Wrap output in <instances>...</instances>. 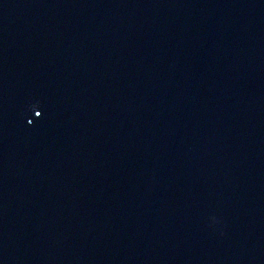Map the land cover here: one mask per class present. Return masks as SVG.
I'll list each match as a JSON object with an SVG mask.
<instances>
[{
    "label": "water",
    "instance_id": "water-1",
    "mask_svg": "<svg viewBox=\"0 0 264 264\" xmlns=\"http://www.w3.org/2000/svg\"><path fill=\"white\" fill-rule=\"evenodd\" d=\"M0 264H264V0H0Z\"/></svg>",
    "mask_w": 264,
    "mask_h": 264
},
{
    "label": "snow or ice",
    "instance_id": "snow-or-ice-1",
    "mask_svg": "<svg viewBox=\"0 0 264 264\" xmlns=\"http://www.w3.org/2000/svg\"><path fill=\"white\" fill-rule=\"evenodd\" d=\"M38 113V115H41V113L40 112H37ZM30 123H31V121H29Z\"/></svg>",
    "mask_w": 264,
    "mask_h": 264
}]
</instances>
